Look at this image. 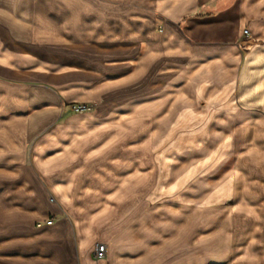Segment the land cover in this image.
I'll use <instances>...</instances> for the list:
<instances>
[{
    "label": "crops",
    "instance_id": "obj_1",
    "mask_svg": "<svg viewBox=\"0 0 264 264\" xmlns=\"http://www.w3.org/2000/svg\"><path fill=\"white\" fill-rule=\"evenodd\" d=\"M134 1L152 4L157 0ZM208 1L167 0L164 8L173 20ZM116 8L95 0H0V181L11 175L9 169L24 171L16 193L4 197L11 193L7 190L1 195L0 218L9 215L21 226L15 234L9 233L14 239L8 240V251L0 253V264H150L180 251L173 264H205L231 251L236 254L229 264H264V127L259 126L264 123V0L239 3L237 26L247 25L249 33L255 34L245 41L248 57L243 68H239L238 53L233 49L205 47V53L194 55L218 54L189 75L181 96L167 100V110L157 123L197 124L204 114L201 122L214 126L199 137L179 136L166 150V178L160 185L171 198L158 212L163 217L152 216L150 222L145 207L130 212L128 206L131 201H141L153 181L154 166L149 164L152 168L144 174L146 178L139 175L148 165L141 164L140 158L133 160L127 148L112 150V140L124 138L122 134L118 139L113 136V129L96 142L95 131L87 135L80 131L78 125L99 129L100 124H111L105 118L106 106L86 113L72 109L65 113L64 94L48 86L75 72L62 63L52 65L69 42L79 47L81 41L94 42L101 37L155 36L151 14L133 16L127 8ZM175 33L166 23L158 41L170 44ZM171 48L165 53L170 55ZM84 70L88 72V68ZM78 87L91 92L68 90L66 97L73 103L102 99L88 81ZM203 101L206 108L199 107ZM247 105L263 108V112L245 110ZM209 107L217 109L209 111ZM235 123L250 130L234 129ZM50 126L53 129L47 130ZM241 130L248 133L240 136ZM196 149L201 158L177 162L181 155ZM231 152L236 153L233 168L213 185L207 184V175ZM25 171H38L44 182L31 185ZM127 171L133 174H125ZM115 187L117 191L112 190ZM228 200L231 203L220 208ZM180 204H187V214L176 219ZM197 211L215 218L216 234L203 236L202 246L190 250L196 224L214 223L211 217L197 219ZM228 219L230 225L223 224ZM50 220L53 222L48 225ZM166 229L169 235L160 243L150 241ZM243 235L245 238L233 243ZM229 239H233L232 245ZM101 242L107 246L106 255L95 259L92 251Z\"/></svg>",
    "mask_w": 264,
    "mask_h": 264
},
{
    "label": "rangeland",
    "instance_id": "obj_2",
    "mask_svg": "<svg viewBox=\"0 0 264 264\" xmlns=\"http://www.w3.org/2000/svg\"><path fill=\"white\" fill-rule=\"evenodd\" d=\"M95 1H98L103 6H108V8L122 6L127 8L133 16L140 12L151 14L155 21V36L150 38L101 37L95 40L92 39L94 42H91V40L81 41L80 43H77L79 47H75V43L69 42L65 44L66 46L64 45L65 47L63 50H60L63 53L53 60L52 65L55 63H62L65 66V69H67L68 66L71 71L74 69L75 72L65 75L63 77L64 82L62 80L50 82L48 86L52 87L53 90L64 94L65 102L63 110L65 113L71 109V103H73L72 100L66 97L68 90L73 92H91V89L78 87L83 80L88 81L89 85L93 84V92L98 90L97 93L102 96V99H100V101L93 100L86 102L91 108L87 111L78 113L91 112L99 105H104L107 109L105 118L110 121L111 124H100L101 128L99 129L96 128V125H78L79 129L80 131H85V135L89 132L91 133L95 131V142L100 138L103 139L104 134L109 131V128L111 131L113 129V136L118 139L122 134L125 139L122 138L120 141L113 139L111 142L112 150L116 148H127L128 153H132L133 160L140 158L139 162L141 164L148 165L143 171H139V175L143 176L151 170L152 167H150L149 164L154 166L152 170V173L154 174L153 181L151 182L150 187L145 190V193L142 194L141 201H131L128 206L130 207V212L136 211L139 207H145L146 210H149L147 218L150 222L152 221L150 219L152 216L158 215L159 217H163V214L158 212L166 206V203L169 202L171 198L170 193L166 191V187L160 185L161 181L166 178V170L163 168V163L166 162L165 160L167 159L166 150L172 147V145L178 140L179 136H192L197 134V137H199L200 134H207L209 132L208 130L214 126L203 124L201 122L205 120L204 114L198 118L202 120H198L197 124L157 123V120L161 118L167 110V100H171L177 95L181 96L184 93L183 85L184 83H187L189 75L199 67L203 66L204 63L210 61L211 59L209 58L218 54L217 52H208L209 54L207 57L201 56L205 53V47H227L228 49H233V53H238L239 68H243L248 57L246 52L248 45H245V41L251 37L253 38L255 34L252 30L251 33H249L250 28L247 25L237 26V21L240 15L239 3L241 0H209L207 3L201 5L199 9L185 11L183 15L173 20L170 19L167 10L164 8V4L168 3L167 0H157L152 4L140 3L134 0ZM166 23H170V25L173 26L176 32L175 35H177L172 38L173 41H171L170 44L158 41L159 35H162L164 32ZM185 40H187V42ZM168 47H172L171 50H169L171 52L170 55L165 53L166 48ZM196 47L199 48L197 49ZM225 52L229 53V50H226ZM231 52L229 54H232ZM194 54L201 55L196 57ZM51 62L49 64H51ZM85 67L88 68V72L84 70ZM78 81L81 82L79 83ZM62 82L63 85L60 84ZM50 104L51 103L49 102L47 105ZM247 106L249 107V105ZM199 107L206 108V102H201ZM248 107L245 108V110H253L255 114L263 112V108ZM216 109L209 107L207 110L215 111ZM120 117L121 119H119ZM137 118H142L143 120H136ZM120 120L125 123L123 126L120 124H114L118 123ZM78 126L76 125V127ZM259 126L263 128L264 123L259 124ZM102 127H106V129H102ZM236 127H240V129L249 128L250 130L249 126L246 125L243 127L242 124L239 123H235L234 129ZM52 129L53 128L50 126L47 130ZM91 129H93V131ZM225 132L227 133L228 129H225ZM244 132V130H241L239 135H244ZM200 139L201 138L197 140L198 144ZM188 141L192 142L191 139ZM245 142L243 143L245 144ZM140 150L141 155L135 157V153ZM187 158H192L193 160L201 158V151L196 149L193 150L191 154L188 153L181 155L177 162H182ZM235 162L236 153L231 152L216 170L207 175V184L213 185L217 180L223 177L228 170L233 168ZM7 172L11 175H5L0 181V199L2 198L1 195L7 190L11 193L4 197L13 196L16 193L15 188L18 186L22 175H24L23 169L14 170L13 168L9 169ZM125 174H133V171H127ZM26 175L29 180L33 181L32 183L30 182L31 185L39 184V181L44 182L43 177L38 171L26 172ZM144 176L146 178V175ZM197 176H199V173L194 177ZM117 179H119V177H117ZM46 186V189L49 192L48 197L51 202H54V195L52 194L50 187H48V184H46ZM112 190L117 191L118 188L115 187ZM39 193L40 189H38V194ZM230 203L231 201L228 200L221 205L220 208H226ZM7 205L12 206V208L15 209V205L11 203ZM178 208V212L175 216L176 219L187 214V204H180L178 205ZM194 211L196 214V210ZM128 212L124 214L128 216ZM197 212V216H200L196 217L197 219L201 217H211L201 211ZM213 219L214 223L210 222L208 224H203L202 226L199 225L200 223L196 224L193 233H191V244L193 246L190 250L198 249L199 246H202L201 238L203 236H207L211 233H213V235L216 234L214 227L216 226V220L215 218ZM226 222L230 225L231 219H228L227 221L224 220L223 224H227ZM154 225L156 224L154 223ZM20 226L21 223L17 220H13L9 215L8 217L0 218V253L8 251V240L14 239V235L10 237L9 233L15 234L13 231H16ZM197 232L200 233L197 234ZM168 235L169 232L166 229L161 236L155 237L154 235L151 237L150 241L153 242V244H157L161 242L162 238L167 237ZM230 238H232V236H230ZM243 238H245V235L235 237L234 242L233 239H229L228 243L232 245ZM235 250H238V248H235ZM181 252L182 251L174 253L172 258L171 253H169L168 256L164 258L161 257V259L158 258L150 264L177 263L178 260H175L177 257L175 255L178 253L180 255L182 254ZM235 254L236 252L231 251L222 256L221 259H215L216 261L206 259L207 262H205V264H208L210 261H212L210 262L211 264H223L224 262L225 264H229Z\"/></svg>",
    "mask_w": 264,
    "mask_h": 264
},
{
    "label": "built area",
    "instance_id": "obj_3",
    "mask_svg": "<svg viewBox=\"0 0 264 264\" xmlns=\"http://www.w3.org/2000/svg\"><path fill=\"white\" fill-rule=\"evenodd\" d=\"M91 107L86 103H71V109L74 112H83L89 110ZM53 220L47 221V224H52ZM107 252V246L105 243H98L92 251V255L95 259H100L105 257Z\"/></svg>",
    "mask_w": 264,
    "mask_h": 264
}]
</instances>
